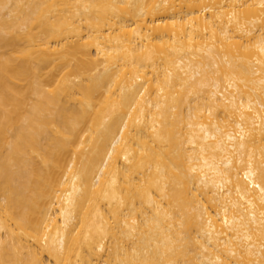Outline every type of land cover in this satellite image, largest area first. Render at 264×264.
Here are the masks:
<instances>
[{"label":"bare ground","instance_id":"bare-ground-1","mask_svg":"<svg viewBox=\"0 0 264 264\" xmlns=\"http://www.w3.org/2000/svg\"><path fill=\"white\" fill-rule=\"evenodd\" d=\"M0 264H264V0H0Z\"/></svg>","mask_w":264,"mask_h":264}]
</instances>
